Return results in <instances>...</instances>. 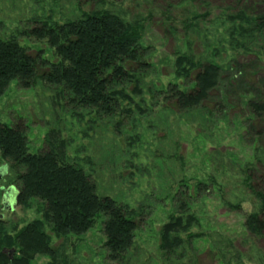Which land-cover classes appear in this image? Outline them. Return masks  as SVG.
I'll use <instances>...</instances> for the list:
<instances>
[{
  "label": "rangeland",
  "instance_id": "374dc122",
  "mask_svg": "<svg viewBox=\"0 0 264 264\" xmlns=\"http://www.w3.org/2000/svg\"><path fill=\"white\" fill-rule=\"evenodd\" d=\"M232 4L230 0H0V36L19 35L21 45L41 49L49 60L54 56L45 41L25 35L41 21L62 22L103 8L146 24L144 54L128 66L141 77L139 86L134 90L131 82L118 86L132 101L119 99L109 114L72 106L40 80L22 87L14 79L0 96V123L18 124L27 135L30 152L39 151L43 136L56 129L66 141L67 161L90 175L96 194L127 205L136 214L133 245L122 258L108 259L100 215L85 233L65 237L61 249L65 264H238L239 258L243 264L263 263L264 239L251 236L243 225L255 208L241 169L253 156L255 143L243 123L236 117H210L201 109L172 111L156 92L173 80L175 52L214 48L216 38L223 36L217 23L220 12ZM195 11L208 12L199 36L189 26ZM10 177L8 161L0 158V221L7 232L42 218L39 201L31 200L27 206L16 203ZM182 203L198 219L191 231L201 236L174 252H163L160 227ZM63 241L52 238L53 245ZM49 261V255L37 254L32 264Z\"/></svg>",
  "mask_w": 264,
  "mask_h": 264
},
{
  "label": "trees",
  "instance_id": "16d2710c",
  "mask_svg": "<svg viewBox=\"0 0 264 264\" xmlns=\"http://www.w3.org/2000/svg\"><path fill=\"white\" fill-rule=\"evenodd\" d=\"M230 2L232 7L221 10L217 20L223 36L216 38L214 48L175 52L173 80L156 92L172 111L201 109L207 116L236 117L243 123L255 143L253 156L241 168L243 182L255 202L243 225L251 236L264 239V174H258L259 165L264 166V0ZM207 15L195 11L189 20L198 36ZM145 27L144 20L127 19L103 8L83 11L62 22L41 21L25 35L35 42L45 41L53 60L43 57L41 49L21 45L19 35L0 36V96L14 79L22 87L40 80L55 97L72 106L109 114L118 107L119 99L132 101L118 86L129 82L133 90L139 86L141 77L128 66L144 54L141 40ZM43 140L39 151L30 152L27 135L18 124L0 123V158L9 163L16 203L27 206L37 200L42 204V218L15 226L12 232L0 221V264H32L37 254L49 255L48 264H65L61 251L65 237L85 233L100 215L108 259L122 258L133 245L137 228L134 210L96 194L90 175L67 161L66 141L59 131L50 129ZM197 223L189 205L180 204L160 227V249L174 252L184 242L191 244L201 236L191 231ZM53 236L63 243L53 245ZM237 262L243 264L240 258Z\"/></svg>",
  "mask_w": 264,
  "mask_h": 264
}]
</instances>
